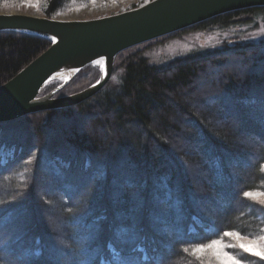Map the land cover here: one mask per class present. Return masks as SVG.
I'll list each match as a JSON object with an SVG mask.
<instances>
[{
    "label": "trees",
    "instance_id": "trees-1",
    "mask_svg": "<svg viewBox=\"0 0 264 264\" xmlns=\"http://www.w3.org/2000/svg\"><path fill=\"white\" fill-rule=\"evenodd\" d=\"M27 1L56 19L91 0ZM262 16L251 8L188 30ZM50 46L0 33V85ZM130 50L115 61L117 87L0 124V264H188L197 243L264 230L258 197L244 195L264 193V42L157 67ZM78 75L58 98L91 87L100 68Z\"/></svg>",
    "mask_w": 264,
    "mask_h": 264
},
{
    "label": "water",
    "instance_id": "water-1",
    "mask_svg": "<svg viewBox=\"0 0 264 264\" xmlns=\"http://www.w3.org/2000/svg\"><path fill=\"white\" fill-rule=\"evenodd\" d=\"M264 8V0H154L101 19L64 21L22 13L0 14V33L41 37L51 46L7 83L0 85V124L41 112L73 108L107 86L124 51L187 31L219 16ZM100 66L91 87L58 98L87 67ZM61 85L41 96L51 83Z\"/></svg>",
    "mask_w": 264,
    "mask_h": 264
},
{
    "label": "rangeland",
    "instance_id": "rangeland-1",
    "mask_svg": "<svg viewBox=\"0 0 264 264\" xmlns=\"http://www.w3.org/2000/svg\"><path fill=\"white\" fill-rule=\"evenodd\" d=\"M22 4H15V6H4L0 8V14L5 13H22L33 16L45 17L38 5L34 6L27 0H23ZM154 0H91L87 5L74 8L69 13L60 14L56 20L64 21H80L101 19V17L112 16L113 14L123 13V11L133 10V7H141ZM9 6V7H8ZM253 22L247 24H233L231 28H209L207 31H187L178 32L175 35L167 38L157 39L154 42L145 43L135 47L126 53L124 57L141 54L152 66H165L168 63L178 60L179 58H186L191 55H199L208 53L212 50L221 48L223 45L232 46L234 42L237 43H262L264 42V18H253ZM117 59V58H116ZM116 61V60H115ZM116 64V63H115ZM100 68V66L95 65ZM122 73L117 70L110 80L113 87H117L121 80ZM258 197L254 201L258 207L264 209V196ZM261 212V209L258 210ZM264 218V212L260 215ZM260 237H264V230L260 234L245 237L246 240L258 241ZM220 240L227 247L224 249L229 254L236 256L242 261V264H264V259L257 255L244 253L238 246V243L231 237H221ZM257 251H260V246L257 244ZM211 252H206L197 257L193 255V261L188 264H216L214 257L210 256Z\"/></svg>",
    "mask_w": 264,
    "mask_h": 264
},
{
    "label": "snow or ice",
    "instance_id": "snow-or-ice-1",
    "mask_svg": "<svg viewBox=\"0 0 264 264\" xmlns=\"http://www.w3.org/2000/svg\"><path fill=\"white\" fill-rule=\"evenodd\" d=\"M244 195L253 198L255 196H264V193L246 192ZM223 236L233 238L244 253L257 255L261 259H264V237H260L258 241L246 240L245 237L234 231H224ZM257 244L260 246V251H257ZM226 247L227 246L223 244L222 240L210 239L206 243H197L195 247H193V255L211 252L216 264H242L240 259L224 250ZM184 251L187 252L188 249L185 248ZM115 255L119 256V252H116Z\"/></svg>",
    "mask_w": 264,
    "mask_h": 264
},
{
    "label": "bare ground",
    "instance_id": "bare-ground-1",
    "mask_svg": "<svg viewBox=\"0 0 264 264\" xmlns=\"http://www.w3.org/2000/svg\"><path fill=\"white\" fill-rule=\"evenodd\" d=\"M82 71H83V70H82ZM78 76H79V75H78ZM78 76H77V77H78ZM77 77H76V78H77ZM76 78H75V79H76ZM75 79H74V80H75ZM74 80H73V81H74Z\"/></svg>",
    "mask_w": 264,
    "mask_h": 264
}]
</instances>
